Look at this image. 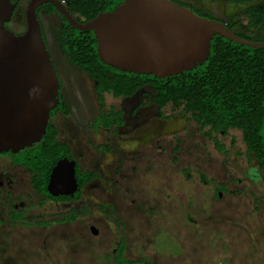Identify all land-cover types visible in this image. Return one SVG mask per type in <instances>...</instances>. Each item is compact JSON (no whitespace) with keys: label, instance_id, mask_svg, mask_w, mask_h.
I'll return each instance as SVG.
<instances>
[{"label":"rangeland","instance_id":"rangeland-1","mask_svg":"<svg viewBox=\"0 0 264 264\" xmlns=\"http://www.w3.org/2000/svg\"><path fill=\"white\" fill-rule=\"evenodd\" d=\"M182 1L226 24H229L237 12L244 10V7L228 4L226 0ZM28 2L29 0H23L20 3L8 24L14 34L25 31L23 17ZM39 18L60 81V95L70 112V116L58 113L50 121L58 130L59 140L70 147L74 160L82 170H94L101 174L109 166V177L101 184L107 188L88 190L84 196L88 202L87 212L93 215L89 224L92 223L93 228L100 233L95 239L99 242L98 254H95L98 257L90 259L86 252L77 256L81 254L73 252V249L79 248L76 247L77 243L69 246L74 234H79L84 226L75 224L77 228H18L12 236L11 228L5 225L0 227V247L6 246L5 252H2L5 257L2 264H119L116 260H111V256L109 262H104L105 256L109 254V213L106 212L108 220L105 218L104 222L94 219L101 217L98 207L107 209L109 202L118 207L120 215L125 213L127 219H136V222L129 221L137 229L131 238L134 243L126 256L132 261L144 262L143 260L148 259L158 264H264V184L253 188L259 194L251 191L255 200L251 199L246 189L239 200L231 195L218 199L219 202L212 196L205 198L203 202L198 199L199 190L202 192L197 179L199 172L214 180L215 185L217 180L221 183L229 178L239 177L241 170L248 167L242 156L245 146L241 132L232 129L225 137L215 134L226 149L233 139L234 147L237 153L240 151L241 156L233 155L232 152L226 156V150L217 154L213 143L205 137L207 129L201 130L191 121L177 119L182 109L174 110L167 106L162 110L161 119L154 106L138 108V104L144 100L143 91L128 100L114 99L111 95L104 94L103 109L107 111L113 107L122 112L125 125L121 129L110 130L109 140H106L102 132H91V126L100 110L92 83L61 55L54 35L59 24L58 16L50 17L41 12ZM241 20L245 26L247 20L243 15ZM134 108L137 112H133ZM139 141L141 143L137 144ZM114 144H118V147L115 148ZM106 150L109 151V158L102 155ZM123 154V160L114 159L115 155L121 157ZM22 176L18 191L25 196L32 195L28 175L24 173ZM238 186L242 189L239 184L236 189ZM228 189L232 190L233 187ZM32 201L35 202L36 199L33 198ZM203 206L205 214L201 210ZM224 209L231 211L232 215H223ZM234 209L246 210L248 214L252 212L253 217L249 220ZM134 213L136 215L133 216ZM187 214L191 217L190 221H187ZM222 218L228 220L224 222L221 221ZM204 221L205 225L202 224ZM112 222L115 221L112 219ZM154 225L164 229V235L154 231L155 235L151 237L154 241L148 244L147 252L138 250L137 243L140 244L142 239L138 235L139 227L145 232L150 228L155 229ZM115 228L117 229L116 225ZM46 235L55 237L57 241L59 237H64L67 241L61 245L53 241L43 246L41 238ZM167 235L171 241H168ZM147 238L144 241L147 242ZM81 249L83 248L79 250Z\"/></svg>","mask_w":264,"mask_h":264},{"label":"water","instance_id":"water-1","mask_svg":"<svg viewBox=\"0 0 264 264\" xmlns=\"http://www.w3.org/2000/svg\"><path fill=\"white\" fill-rule=\"evenodd\" d=\"M45 4L73 29L92 32L100 62L125 73L166 79L192 71L208 59L214 36L264 48V42L243 40L221 22L170 0H125L86 23L75 21L58 0H30L23 17L25 31L16 35L5 26L16 4L0 0V153L16 154L39 143L50 112L59 104L60 81L36 18L37 8ZM74 174L73 160H59L47 192L72 196L77 189Z\"/></svg>","mask_w":264,"mask_h":264},{"label":"trees","instance_id":"trees-1","mask_svg":"<svg viewBox=\"0 0 264 264\" xmlns=\"http://www.w3.org/2000/svg\"><path fill=\"white\" fill-rule=\"evenodd\" d=\"M63 1L75 21L86 23L101 13L112 12L125 0ZM170 1L191 10L199 17L221 22L243 40L264 42V0H226L228 4L244 6V10L237 12L229 24L182 0ZM46 9L56 13L48 4ZM242 15L247 20L245 26L242 24ZM62 22L55 34L57 47L67 62L83 72L94 84L95 96L101 109L104 108V94L114 98H129L143 91L147 102L155 105L161 119L162 110L171 106L174 110L182 109L177 116L179 121H191L201 130L210 127L211 131L207 132L209 136L211 132L227 134L228 130H239L246 146V158L257 162L258 172L261 177L264 176V48H249L214 36L210 42V55L201 66L170 78L159 79L152 75L121 72L102 64L97 55V42L93 33H80L69 26L65 19L62 18ZM65 106L60 97L59 104L50 112V118L56 113L69 116L70 112ZM109 116V113H102L93 126L96 127L99 119L104 126H108ZM55 136L56 129L49 121L39 143L15 154V163L27 167L32 173V186L39 194H46L49 176L56 163L71 158L69 147L56 142ZM74 177L81 187L97 176L95 173H83L79 166H75ZM81 195L79 191L74 199L78 200ZM74 219L67 217L66 221ZM115 260L119 264H157L144 260L127 261L121 254Z\"/></svg>","mask_w":264,"mask_h":264},{"label":"flooded vegetation","instance_id":"flooded-vegetation-1","mask_svg":"<svg viewBox=\"0 0 264 264\" xmlns=\"http://www.w3.org/2000/svg\"><path fill=\"white\" fill-rule=\"evenodd\" d=\"M11 1H13L12 2L13 4H16V8L13 12V16H14L16 11L18 10V7L20 6V3L23 0H11ZM58 1L62 5H64L65 8L67 9V5L63 0H58ZM29 2H30V0H29ZM46 5L47 4L41 5L37 8V10H36L37 17L36 18H38V21L40 23L41 31H42V37L44 39V42L46 43L47 48H49L48 42L46 40L45 34L43 32V29H42V24L40 22V18H39L40 13L44 12L46 16H50V17L51 16L53 17L54 15L58 16L59 24L55 29V34L63 23L62 22L63 17L59 13H57V11H56V13L49 12V10L46 9ZM13 16H12L10 22L12 21ZM9 23H7L5 25L7 29H9L8 28ZM16 35H20V34H16ZM55 40H56V38H55ZM57 46H58V44H57ZM92 86H93V92H94V96H95V86L93 83H92ZM60 97H61V95H60ZM133 97L131 96L129 98H124V97H118V98L128 100V99H131ZM112 98H114V97H112ZM118 98H114V99H118ZM61 99H62V97H61ZM95 99H96V96H95ZM96 102H97V99H96ZM141 105L144 107H147V106H152V107L154 106L155 107L154 104L147 102L145 96H144L143 102L138 104L137 107L142 108ZM136 108H134L133 112L135 110H137ZM99 109H100L99 113L97 114V117L95 118V120L93 122V125H94L96 119L100 118V115L102 113H105V114L109 113L110 114L109 125L104 126L103 122H101V119H99L100 122L97 123L96 127H94L92 125L90 131L91 132H102V133H104L106 140H109L110 130L121 129L125 125V123H123V114H122V112L115 110L113 107L107 111H105L104 109H101L100 107H99ZM135 112H137V111H135ZM57 114L58 113H56V115ZM157 114H159L158 111H157ZM54 117H52V118H54ZM52 118H50V120ZM55 129H56V127H55ZM203 129H207V132L211 131L210 127H204ZM229 131L230 130L227 131V134H225L223 132H219V133L211 132L212 133L211 136L207 135V132H204V133L206 134V136H205L206 139L211 141V143H213V148L217 154H221V153H223L224 150H226V151H228L225 154L226 156L230 152H232L233 155L241 156L240 151L238 150V153H237V150L234 147L235 141L233 139L230 142L229 148L226 149L224 147V145L221 144L219 142V140H217V138H216L215 134H221L225 137L229 134L228 133ZM237 131H239V130H237ZM56 132H57V136H55L56 142L61 143V144H65L66 146H68L65 142L59 140L60 135L58 134L57 129H56ZM241 134H242V132H241ZM242 142L245 146L243 138H242ZM114 145H115V148L118 147V144H114ZM69 149H70V147H69ZM70 153H71V149H70ZM245 154H246V146H245L244 155L242 153V156L245 157L248 167L241 170V174H239V177H235V178L233 177L232 179L229 178V180H227L226 182L221 181V183L218 182V180H217L216 184L213 185L215 183L214 180L209 179L205 174H201L199 172V176L197 178L199 183L198 182L197 183H198V185H200L199 187L202 189V192L200 190L198 192L199 193L198 199L200 200V202H203L205 200V198H209V196H212V198H214V200H216V201H218V199H222V197H228L230 195H231V197H233V198L236 197V199L239 200L244 196V189L248 190V192H249L248 195L251 197L252 200H255V195L251 191L253 190L256 192V194L257 193L259 194V192L253 188H257L258 184H260V185L264 184V176L261 177V174H259V172H258V163L255 161H249L246 158ZM102 155L109 158V151L106 150V151L102 152ZM130 155H132V154H130ZM132 156H134V155H132ZM123 157H124V154L121 157H120V155H115L114 159L121 161V160H123L122 159ZM69 160L70 161L73 160L75 162V166H79L78 162L76 160H74L72 153H71V158ZM108 163H109V159H108ZM79 168H80V166H79ZM80 170L83 171V173H87V172L95 173L97 177L95 179H93L92 181H90L88 184L81 186V187H79V185L76 181L77 189L72 196L53 197L48 192H46V194H39L35 191V189L32 186V178H33L32 173L30 172V170L27 167H24V166H21V165L15 163V154H13L11 152L0 153V227L5 226V225L10 227L11 228V230H10L11 235L14 236V234H15L14 232H17L18 228H21V229H32V228L45 229V228H47V229H49V228H52L55 226L56 227L72 226L74 228H77V227H75L76 225L80 226V227L84 226V228L81 230V232L79 234H77V235L74 234L75 237L73 240L69 241V246L72 247L73 245H75L77 243L76 247L79 246V248L73 249L74 253H81L77 256H81L82 253L86 252L87 253L86 255L90 259H93L95 257L97 258L98 255L95 256V254H98L97 250L99 248V242H97L95 239L98 238L100 233L98 230L93 228L92 223L89 224V222H91L89 220L93 219V218H91L93 215H92V213L87 212L88 211L87 210L88 202L85 200L84 196H85V194H87L88 190H91V189L103 190V188H105V189L107 188V187L102 186L101 184H103V181L105 178L109 177V166L107 168V171L102 172L101 174L98 171H94V170L93 171L88 170V169L82 170L81 168H80ZM24 173L26 175H28V177H29V186H30L32 195L28 194L25 196L24 193L18 191L19 181H20V178H23L22 174L24 175ZM74 176H75V174H74ZM223 177H224V175H223ZM107 182H108V180H107ZM235 184H236V186L234 187ZM237 184L242 186V189H240L239 186H238V189H236ZM47 185H48V183H47ZM228 187H233V189L229 190ZM46 191H47V186H46ZM79 191L82 195L78 200H75L74 197ZM109 191H110V189H109ZM33 198L36 199L35 202L32 201ZM65 198H69V199L66 200ZM201 204L202 203H200V206H201ZM117 208L118 207H116L115 204H113L112 202H109V205H107V209H104L102 206L98 207V210H99L98 213L101 214V217L94 218L95 220L97 219L98 221L101 220L104 222L105 218L107 219V217H108L106 215V212L109 213V254H108V256H105L104 262H109V256H111V260H115L116 257L118 256V254H121L122 258H124L125 260L132 261L131 258H128L126 256L130 251L129 247L131 246L132 243H134L131 240V238L134 235V233L137 232V229H134L129 221H135L136 222V219H132V217L130 219H127L125 213H123L124 215L122 213H121L122 215H120L119 214L120 210ZM208 208H209V206H208ZM204 209H205V206H203V209H201L203 214H205ZM229 209H231V208H229ZM235 211L240 212L242 215H244L249 220H250V218L253 217L252 212L248 214V212L246 210L245 211L235 210ZM222 214L223 215H225V214L232 215L231 211L228 212V211H226V209H224L222 211ZM134 215H136V213H134L133 216ZM160 216H162V215H160ZM67 217H70V218L75 217V219L73 221H66ZM186 218H187V221L191 220V217H189L188 214L186 215ZM112 219L115 221L114 223L112 222ZM230 219H232V218H230ZM226 220H228V219H226V218L221 219V221H224V222ZM233 222H235V220ZM207 223L210 226H212L211 223H209V222H207ZM202 224L205 225L206 224L205 221ZM115 225H116L117 229L115 228ZM74 230L76 231V229H74ZM154 231L157 234H163L164 235V233H165L164 229L158 228L157 226H155V229L150 228V230H145V232H143V229L141 230V226L139 227L138 235L141 236L142 239L140 240V244L137 243V249L138 250L141 249L144 252L146 251V249L149 247L150 243H152L154 241L151 238L153 235H155ZM140 232L143 234L141 235ZM93 233H95V235ZM168 236L169 235H167L166 238L168 239V241H171ZM8 238H11V236H8ZM8 238H7V240H8ZM69 238H71V237H68V239ZM145 238H147V242L144 241ZM41 239H42V245L43 246H45L46 244L52 243L53 241L55 243H59V245L65 243V241H67L66 238H64V237H61V238L59 237L58 238L59 240L57 241V240H55V237H50L49 235L42 236ZM89 239H91V241H89ZM93 239H94V241H92ZM142 242H143V244H142ZM5 247L6 246H4V248L0 247V258H2L3 262L5 261V257L2 256V252H5ZM71 247H70V249H71ZM56 248H58V245L56 246ZM80 248H83V249L79 250ZM49 249H50V247L47 250H49ZM210 249H212V248L210 247ZM187 252H189V250ZM47 255H48V251H47ZM167 260H169V259H167ZM144 261L153 262V261H149L148 259H146ZM132 262H138V260L132 261ZM154 263H156V262H154ZM91 264H94V263L92 262ZM200 264H201V262H200Z\"/></svg>","mask_w":264,"mask_h":264}]
</instances>
